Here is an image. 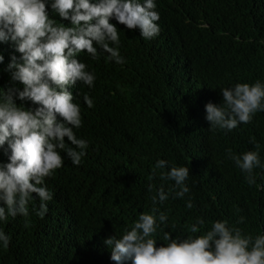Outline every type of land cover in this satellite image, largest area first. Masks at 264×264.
Wrapping results in <instances>:
<instances>
[{"label":"trees","instance_id":"trees-1","mask_svg":"<svg viewBox=\"0 0 264 264\" xmlns=\"http://www.w3.org/2000/svg\"><path fill=\"white\" fill-rule=\"evenodd\" d=\"M158 25L159 34L149 40L138 27L119 31L123 64L106 60L99 49L98 60L89 56L96 79L86 94L93 107L80 104L82 127L74 129L88 142L86 155L74 165L61 150L64 164L49 180L55 196L43 218L29 207L28 217L0 221L11 238L6 249L0 242V264H118L105 240L122 236L154 207L157 215H168L157 229L158 247L166 243L164 231L173 238L190 235L197 217L205 220L202 232L227 220L245 234L264 235V168L254 169L256 184L250 186L226 155L228 149L255 151L259 144L264 164V111L228 131L212 128L205 108L222 104V88L264 82V0H171ZM7 44L0 42V54ZM7 65L0 62V93L23 90ZM16 103L39 107L30 100ZM158 159L168 161L164 171L188 166L190 191L183 198L173 199V192L153 204L155 189L163 184L168 192L174 185L159 178V169L153 176Z\"/></svg>","mask_w":264,"mask_h":264},{"label":"clouds","instance_id":"clouds-1","mask_svg":"<svg viewBox=\"0 0 264 264\" xmlns=\"http://www.w3.org/2000/svg\"><path fill=\"white\" fill-rule=\"evenodd\" d=\"M171 0H0V42H8L0 54L13 81L23 90L8 88L0 93V221L8 217L29 216V207L43 218L47 202L55 196L49 180L64 164L61 150L74 165L86 155L88 142L78 138L74 129L82 127L81 103L93 107L86 94L96 79L89 71V56L100 58L98 49L108 61L125 63L120 55L119 31L139 28L145 40L160 32L165 8ZM158 21V23H157ZM222 104L205 105L206 119L212 128L231 131L241 123L248 124L254 115L264 111V82L237 83L222 88ZM21 101L39 105L25 108ZM20 105H23L21 107ZM67 140V142H66ZM74 146V147H73ZM256 150L226 155L245 174L247 183L256 184L255 168H264ZM158 159L152 174L159 172L162 181H174L168 192L163 184L151 197L162 204L173 193L183 198L190 189L186 184L188 166H171ZM155 186L148 185L152 192ZM192 200L186 203L193 208ZM159 220V224L157 223ZM168 215L154 207L142 212L119 238L108 237L111 259L121 264H264V235L245 234L227 220L212 222L210 229L202 217L188 226L190 235L176 236L163 232L157 246V229L166 224ZM243 217L240 218L242 223ZM28 224H25L27 227ZM200 233L199 235H196ZM10 236L0 229V242L6 249Z\"/></svg>","mask_w":264,"mask_h":264}]
</instances>
